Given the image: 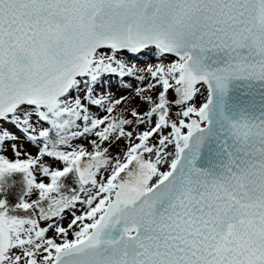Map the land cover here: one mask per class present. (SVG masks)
Masks as SVG:
<instances>
[{
  "label": "snow or ice",
  "instance_id": "snow-or-ice-1",
  "mask_svg": "<svg viewBox=\"0 0 264 264\" xmlns=\"http://www.w3.org/2000/svg\"><path fill=\"white\" fill-rule=\"evenodd\" d=\"M0 264H264V0H0Z\"/></svg>",
  "mask_w": 264,
  "mask_h": 264
}]
</instances>
